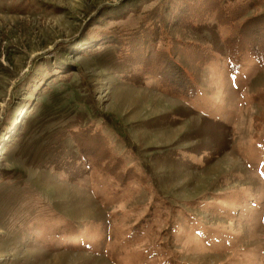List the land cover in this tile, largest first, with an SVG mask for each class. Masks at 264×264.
<instances>
[{
	"label": "rangeland",
	"instance_id": "374dc122",
	"mask_svg": "<svg viewBox=\"0 0 264 264\" xmlns=\"http://www.w3.org/2000/svg\"><path fill=\"white\" fill-rule=\"evenodd\" d=\"M157 2L0 0V264H264V64L232 75L228 26L171 15V40L214 55L194 98L171 95L113 35ZM88 128L133 181L84 164Z\"/></svg>",
	"mask_w": 264,
	"mask_h": 264
},
{
	"label": "trees",
	"instance_id": "16d2710c",
	"mask_svg": "<svg viewBox=\"0 0 264 264\" xmlns=\"http://www.w3.org/2000/svg\"><path fill=\"white\" fill-rule=\"evenodd\" d=\"M260 1L246 0L231 7L223 6L219 0H158L135 29L113 34L121 47L120 59L127 65L140 67L143 75L154 78L171 95L192 99L198 91L200 72L214 55L200 43L171 40L167 26L163 25L165 21L172 15L171 20L179 27L197 31L215 16L221 26L230 28L225 39L228 71L237 75L247 56L264 64V13L242 19ZM179 8L185 10L183 14H177ZM189 47L196 51L195 55L185 51ZM192 64L194 69L189 66ZM71 135L86 166L108 175L120 186L137 177L132 169L121 171L123 160L113 155L108 141L98 130L80 129Z\"/></svg>",
	"mask_w": 264,
	"mask_h": 264
}]
</instances>
